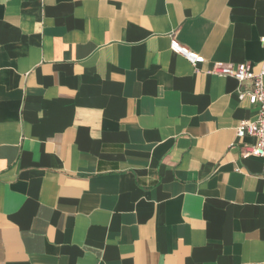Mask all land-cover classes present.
Instances as JSON below:
<instances>
[{
    "label": "crops",
    "instance_id": "0c3cea01",
    "mask_svg": "<svg viewBox=\"0 0 264 264\" xmlns=\"http://www.w3.org/2000/svg\"><path fill=\"white\" fill-rule=\"evenodd\" d=\"M262 36L264 0H0V264H264L258 105L213 72Z\"/></svg>",
    "mask_w": 264,
    "mask_h": 264
},
{
    "label": "built area",
    "instance_id": "2783aa9c",
    "mask_svg": "<svg viewBox=\"0 0 264 264\" xmlns=\"http://www.w3.org/2000/svg\"><path fill=\"white\" fill-rule=\"evenodd\" d=\"M264 46V36L260 38ZM170 48L184 56L192 65L202 63L205 59L197 52L191 51L180 45L173 37L170 40ZM213 72L225 76H232L239 82L250 79L251 86L247 90H239V99L247 98L250 104L258 105L257 117L254 120L244 119L236 127V136L242 137L245 134L253 136L255 142L244 146L243 154L245 156H255L264 161V59L261 62L258 72L251 71V64L247 61L237 64L215 63Z\"/></svg>",
    "mask_w": 264,
    "mask_h": 264
}]
</instances>
